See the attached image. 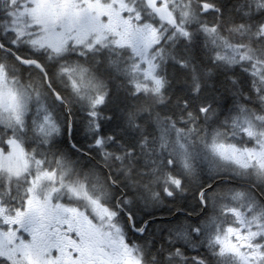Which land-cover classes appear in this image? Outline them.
<instances>
[{"label": "snow or ice", "instance_id": "obj_1", "mask_svg": "<svg viewBox=\"0 0 264 264\" xmlns=\"http://www.w3.org/2000/svg\"><path fill=\"white\" fill-rule=\"evenodd\" d=\"M0 264H264V0H0Z\"/></svg>", "mask_w": 264, "mask_h": 264}]
</instances>
